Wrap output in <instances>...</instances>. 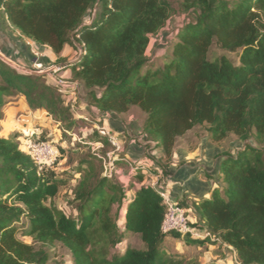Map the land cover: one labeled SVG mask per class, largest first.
<instances>
[{
	"label": "trees",
	"instance_id": "1",
	"mask_svg": "<svg viewBox=\"0 0 264 264\" xmlns=\"http://www.w3.org/2000/svg\"><path fill=\"white\" fill-rule=\"evenodd\" d=\"M177 11L190 13L189 19L164 53L149 57L151 36ZM0 22L49 47L98 111L121 116L136 107L145 113L141 133L151 141L146 155L155 176L168 172L179 139L196 126L206 125L213 142L230 135L243 142L218 154L217 170L206 174L213 183L208 196L177 200L187 215L196 211L192 226L215 234L199 238L163 229L167 205L152 184L136 187L134 178L126 184L117 168L105 174L101 156L113 146L98 130L87 143L104 147L60 171L57 161L37 164L18 134L3 136L0 124V264H62L52 262L45 247L57 242L70 250L73 264H199L185 249L170 251L168 238L183 246L220 241L236 250V264H264V0H0ZM66 45L79 52L74 62L60 56ZM215 47L236 52L237 60L215 54ZM20 96L66 131L80 128L83 120L57 81L0 57V123L5 106ZM60 151L57 159L66 150ZM121 163L118 155L116 167ZM133 171L143 182L141 168ZM73 181L75 213L67 214L55 198ZM23 218L33 243L18 236ZM134 237L141 246L130 243ZM122 242L127 246L120 253Z\"/></svg>",
	"mask_w": 264,
	"mask_h": 264
},
{
	"label": "rangeland",
	"instance_id": "2",
	"mask_svg": "<svg viewBox=\"0 0 264 264\" xmlns=\"http://www.w3.org/2000/svg\"><path fill=\"white\" fill-rule=\"evenodd\" d=\"M189 17H190V13L177 11L169 19L166 26L158 34L151 36L148 51H147L149 57H153L155 55L164 53L165 47L168 45L169 42L172 41L178 29L182 26L183 23H185V21L189 19ZM0 25H1V30L3 32H6V29L12 30L7 25L3 23L1 24V22H0ZM28 48L30 50V54L32 58H29L28 56L27 57L24 56L22 60H19L18 58H15L12 56L10 58L9 56L3 54L1 51H0V57L1 56L6 57L10 61L8 62L9 64L12 63L11 65L13 67L17 68L18 70L22 72L36 73V74L45 73L47 75V81L49 83H55V81L59 77L67 78L66 77L67 75L62 73L64 70H55V68L61 66L62 64L57 60L55 55H53V53L49 51L48 47L47 49H45L46 47H44V45L39 46L36 43H33L32 45L29 44ZM48 51L50 53H48ZM213 52L215 54H221L224 52L227 55H229L231 58H233L235 61L237 60L236 52L223 51L219 47H215ZM72 53L74 54L75 52H72ZM78 54L79 52L77 51V53H75L74 58L72 60L75 61ZM36 58H37V62L42 63L41 68H37L34 66ZM81 86L82 85H80V87ZM64 95L67 100V103L71 105L74 116L76 118H82L83 120L80 123V128L78 129L76 133H70L69 131H66V129L61 125V123L56 121L44 109H38L34 113L35 114L34 118L38 122L37 127L41 129V131L43 132V135L46 137V139H43V138L41 139L50 141L55 145V147L58 149L57 158H59V155H61L60 147H63L66 150L63 153L64 156L56 160L58 162L56 164L57 170L61 171V170L69 169L71 166L77 164L81 155L100 149V148H97L96 145L94 144L88 145L87 142L88 140H90V138L95 137L93 134L95 131H97L96 126H101V125L102 126L105 125L108 128L115 131L122 144V150L120 152L114 153L113 156L114 155L116 157H118V155L124 156L129 160V162H132V164H134L138 168L142 166L143 162L141 161V158L139 159L135 158L133 156L134 154L132 153V151L136 149L138 146H140L146 152L149 151V148L147 146L148 142L143 141L144 136L142 135L140 131L141 129L140 126L145 117V113H143L140 109L134 107L128 113L121 115L124 122H127L129 126H124L120 129V128L115 127L116 120L113 118H110L108 114L103 115L101 111H98L95 107L89 104H85L84 105L85 107H82L83 104L87 102V98L85 101L81 99L82 98L81 88L76 98L70 92ZM8 105H6L5 108ZM19 105H21V103H19ZM19 110L22 111L23 108ZM22 113H26V112H22ZM110 115L115 116V117L120 116V115L118 116L115 113H110ZM9 116H10L9 122L12 125H9V124H5V125L6 127L7 126L9 127L8 130L11 135L15 133L18 134L17 140L19 141L20 137L24 136L25 129H24L23 123L25 121L19 122L18 115L14 113H10ZM84 117H87L88 120H86ZM31 128H33V126ZM132 130L134 131V135L129 136V132H131ZM123 135L127 136L128 140H130L128 144L127 142L122 141ZM38 136L40 137L41 135L35 136L34 139H37ZM208 139L210 138L206 130V125H200V126H196L192 130L187 132L183 137H181L179 139L178 146L179 147L187 146L193 149L195 147H201L203 142L208 141ZM251 142L255 143L253 139L251 140ZM215 144L224 146L225 148H228L230 150H235V149L241 148L243 145V142L240 139H238L235 135H230L228 138H226L222 142H215ZM110 146H112V144ZM110 146L107 147L108 150L112 148ZM128 153L130 154L127 155ZM128 166H129L128 169L126 168L124 170H121V169L117 170L118 172L117 176H119L122 180H124L126 184L130 182L131 175L134 172L130 164ZM216 170L217 169H215V171ZM74 184H75V181L72 182L71 186L69 185V187L63 188L60 191V193L57 195V197L55 198V203L61 209H63L67 214L75 213V210L72 208L69 202L70 198L72 197L71 188ZM188 215L191 220V223L196 222L197 213L194 209L189 211ZM27 225H28L27 218H23L22 221L19 223L18 236L20 239H22L23 241L27 243H33V239L30 236L25 235V229ZM121 226H123L122 221H121ZM130 243L136 247L141 246V242L138 237L132 238ZM126 246H127V243L122 242L117 245L116 250L122 253ZM45 247L49 250L51 254L52 262L54 263L57 262V263H62V264H73L74 259H73L72 253L62 243L57 242L53 245L45 246ZM166 247L170 251H174V250L182 251L185 249L188 252V255L193 256L194 260H197L199 264H209L212 261H217L220 264L238 263L236 250L232 246H229L227 244H220V241L216 245L209 244V245L183 246L181 242H178L176 239L168 238Z\"/></svg>",
	"mask_w": 264,
	"mask_h": 264
},
{
	"label": "crops",
	"instance_id": "3",
	"mask_svg": "<svg viewBox=\"0 0 264 264\" xmlns=\"http://www.w3.org/2000/svg\"><path fill=\"white\" fill-rule=\"evenodd\" d=\"M33 43L36 42L24 38L23 36L20 35V33L17 30L6 29V32H3L1 30V25H0V51L3 54L9 56L10 58L11 56L18 58L19 60H22L24 56L25 57L28 56L29 58H32L28 46L29 44L32 45ZM36 44L40 46V44L38 43ZM44 47H46L45 49H47V46ZM48 49L49 51L52 52V50L49 47ZM49 51L48 53H50ZM72 52L77 53V51L73 47H71L70 45H66L60 56L67 58L68 60L67 62L71 63L74 62V60L72 59L74 58L75 55V53L73 54ZM53 55L55 54L53 53ZM55 57L57 58L56 55ZM62 73L67 75L66 77L69 78L70 69H66ZM81 95H82L81 99L85 101L88 95V89L84 85L81 86ZM19 103H21V105H19ZM85 104L88 103L87 102L84 103L82 107H85L84 106ZM21 108H23L22 111L19 110ZM22 112H26V114H28L27 120L23 123L25 131L31 128L32 126L33 128L31 129L37 127L38 122L34 118L35 111L29 108L25 96H20L19 99L9 103V105L5 108L4 119L0 123L2 127L1 133L3 136L8 137L10 135L8 130L9 127L8 126L6 127L5 125V124L12 125L9 122L10 119L9 114L14 113L19 115ZM102 114L103 115L108 114L110 118L115 119L116 120L115 127L117 128L121 129L124 126H129V124H127V122H124L123 118L119 115H118L119 117H115L110 115V113H102ZM132 135H134L133 130L129 132V136ZM122 141L127 142V144L130 142V140H128V137L125 135L122 136ZM224 150H225L224 146L215 144V142H213L210 139H208V141L203 142L201 147H195L193 149L187 146L178 147L174 152V162L170 165L168 172L166 174H161L160 186L164 190H166L172 198L176 200L184 199L190 201L196 198L208 196L210 190L213 187V183L211 180L207 178L206 174L215 172V169H217L220 160L218 154H220ZM132 153L134 154L133 156L135 158L137 159L141 158V161L143 162L142 166L140 167L142 170V174H144L143 182H139L135 180L136 178L133 177V174L131 175V179L134 178L133 183L135 184V186L139 187L141 183H150V184L154 183L156 176L150 170L151 166L153 165V161L147 158L146 155L147 152L143 150L140 146H138L136 149L132 151ZM129 154L130 153H128L127 155ZM128 165H129L128 162L125 161V164L121 163L120 166L117 168L121 170H124L126 168L128 169L129 168ZM122 181L125 183L124 180ZM128 195L132 197L134 195L133 191L130 190L128 192Z\"/></svg>",
	"mask_w": 264,
	"mask_h": 264
},
{
	"label": "built area",
	"instance_id": "4",
	"mask_svg": "<svg viewBox=\"0 0 264 264\" xmlns=\"http://www.w3.org/2000/svg\"><path fill=\"white\" fill-rule=\"evenodd\" d=\"M34 66L37 68H41L42 63L37 62V58H36ZM60 69L61 66L55 68V70H60ZM56 81H57L58 90L62 94H67L70 92L71 94L74 95L75 98L79 94L81 88L80 87L81 84L79 82L69 80L68 78H60V77L57 78ZM27 118H28V114L26 113H20L18 115L19 122H24L27 120ZM84 118L88 120L87 117ZM96 129L113 146V149L108 151L105 156H101L103 158L105 174L111 177L114 173L113 170L117 168L115 165V159L117 157L115 155L113 156V154L120 152L122 150V144L116 132L108 128L107 126L105 125L96 126ZM40 133H42V131L39 127H35L34 129H29L26 131L24 130V136L20 138L21 147L40 166L52 165L57 160L58 149L50 141L42 140L38 138L34 139L35 136L40 135ZM146 142H148L147 144L151 143V141H146ZM94 145H96L97 148L104 147V144L102 142H97ZM124 160L128 162V164H130L133 170L138 169V167L132 164V162H129L127 158H124ZM154 165L155 164L153 163L152 166ZM116 170H118V168ZM160 183H161V175L156 176V179L154 183H152V186L159 192V194L162 196L164 202L167 205V211L163 221L164 230H175L180 233L190 234L193 237H199V238H204L207 236L212 238L215 236V234L208 229H201L192 226L189 215H187V209L181 206L176 199L172 198L170 194L160 186Z\"/></svg>",
	"mask_w": 264,
	"mask_h": 264
},
{
	"label": "water",
	"instance_id": "5",
	"mask_svg": "<svg viewBox=\"0 0 264 264\" xmlns=\"http://www.w3.org/2000/svg\"><path fill=\"white\" fill-rule=\"evenodd\" d=\"M78 46L80 47V45H78ZM1 58H3L4 60H6L7 62H10V61H9L6 57H4V56H3V57L1 56ZM11 64H12V63H11ZM61 66H63V65H61Z\"/></svg>",
	"mask_w": 264,
	"mask_h": 264
}]
</instances>
